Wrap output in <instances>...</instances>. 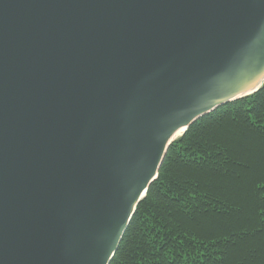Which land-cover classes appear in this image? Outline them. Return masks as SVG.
<instances>
[{
    "label": "water",
    "instance_id": "95a60500",
    "mask_svg": "<svg viewBox=\"0 0 264 264\" xmlns=\"http://www.w3.org/2000/svg\"><path fill=\"white\" fill-rule=\"evenodd\" d=\"M263 87L264 0H0V264H110L170 146Z\"/></svg>",
    "mask_w": 264,
    "mask_h": 264
},
{
    "label": "trees",
    "instance_id": "16d2710c",
    "mask_svg": "<svg viewBox=\"0 0 264 264\" xmlns=\"http://www.w3.org/2000/svg\"><path fill=\"white\" fill-rule=\"evenodd\" d=\"M110 264H264V87L170 146Z\"/></svg>",
    "mask_w": 264,
    "mask_h": 264
},
{
    "label": "bare ground",
    "instance_id": "6f19581e",
    "mask_svg": "<svg viewBox=\"0 0 264 264\" xmlns=\"http://www.w3.org/2000/svg\"><path fill=\"white\" fill-rule=\"evenodd\" d=\"M182 132H183V130L176 132V133L174 134V136H173V139H175V138H179V137L182 135Z\"/></svg>",
    "mask_w": 264,
    "mask_h": 264
}]
</instances>
